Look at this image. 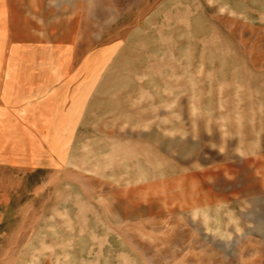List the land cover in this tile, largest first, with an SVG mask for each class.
Here are the masks:
<instances>
[{"label": "rangeland", "instance_id": "1", "mask_svg": "<svg viewBox=\"0 0 264 264\" xmlns=\"http://www.w3.org/2000/svg\"><path fill=\"white\" fill-rule=\"evenodd\" d=\"M73 15L100 100L63 159L0 106V264H172L195 231L211 255L197 264H264V0H78Z\"/></svg>", "mask_w": 264, "mask_h": 264}, {"label": "crops", "instance_id": "2", "mask_svg": "<svg viewBox=\"0 0 264 264\" xmlns=\"http://www.w3.org/2000/svg\"><path fill=\"white\" fill-rule=\"evenodd\" d=\"M77 8L78 0H0V57L9 59L0 64V106L6 118L38 123L48 152L59 159L65 156L62 139L77 136L86 106L100 100L94 80L99 56L84 66L69 45V15ZM192 235V242L176 244L172 264L211 256L197 247L196 231Z\"/></svg>", "mask_w": 264, "mask_h": 264}]
</instances>
